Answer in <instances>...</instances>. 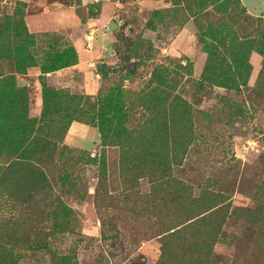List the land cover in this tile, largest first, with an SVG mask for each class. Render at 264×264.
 Here are the masks:
<instances>
[{
	"label": "rangeland",
	"instance_id": "rangeland-1",
	"mask_svg": "<svg viewBox=\"0 0 264 264\" xmlns=\"http://www.w3.org/2000/svg\"><path fill=\"white\" fill-rule=\"evenodd\" d=\"M0 264H264V0H0Z\"/></svg>",
	"mask_w": 264,
	"mask_h": 264
}]
</instances>
